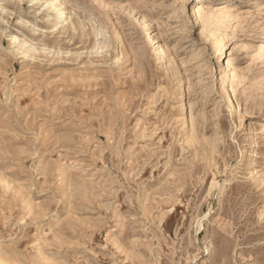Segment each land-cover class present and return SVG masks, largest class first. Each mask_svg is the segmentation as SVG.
I'll use <instances>...</instances> for the list:
<instances>
[{
  "label": "rangeland",
  "instance_id": "rangeland-1",
  "mask_svg": "<svg viewBox=\"0 0 264 264\" xmlns=\"http://www.w3.org/2000/svg\"><path fill=\"white\" fill-rule=\"evenodd\" d=\"M260 42L264 0H0V264H264Z\"/></svg>",
  "mask_w": 264,
  "mask_h": 264
},
{
  "label": "bare ground",
  "instance_id": "bare-ground-1",
  "mask_svg": "<svg viewBox=\"0 0 264 264\" xmlns=\"http://www.w3.org/2000/svg\"><path fill=\"white\" fill-rule=\"evenodd\" d=\"M54 5H55V3H54ZM52 6H53V5H52ZM54 8H57V7L55 6ZM60 14H62V15L64 14L63 9L59 10L57 16H60ZM195 15H196V16L198 15V11H196V10H195ZM197 17H198V16H197ZM217 17H219V16H217ZM221 17H222V16H221ZM53 18H54V16H53ZM218 19H219V18H218ZM219 20H220V19H219ZM215 45H216L215 51L217 52L218 57L221 58V57H222V53H223V51H224L225 43L223 42V40H221V39H217V42L215 43ZM256 50L258 51V53H259L260 55H262V54L264 53V44H263V42H260V43H259V46L256 48ZM226 64H227V66H229V61H228ZM220 73H221V75H222L223 71L221 70ZM220 73H219V74H220ZM227 95H228L227 100H230V101L232 102L233 97L231 96L230 90H229V92L227 93ZM184 111H186V110H185V105L182 106V112H184Z\"/></svg>",
  "mask_w": 264,
  "mask_h": 264
}]
</instances>
